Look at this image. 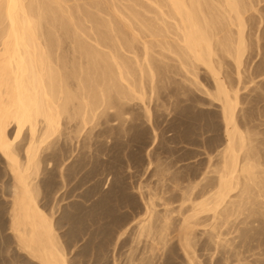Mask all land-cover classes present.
Returning a JSON list of instances; mask_svg holds the SVG:
<instances>
[{"label":"bare ground","instance_id":"obj_1","mask_svg":"<svg viewBox=\"0 0 264 264\" xmlns=\"http://www.w3.org/2000/svg\"><path fill=\"white\" fill-rule=\"evenodd\" d=\"M258 2L0 0V155L9 174L10 229L33 264L70 261L41 199L53 186L51 178L42 179L43 171L67 164L71 156L49 160L42 154L51 150L49 156L57 157L54 136L64 121L75 122L80 132L110 109L122 118L128 102L143 101L142 76L153 78V61L185 72L195 85L201 68L211 78L210 97L219 103L224 129L219 159L204 182L177 187L181 205L174 207L161 192L145 199L143 218L121 234L130 231L121 245L124 253L119 254L118 242L110 250L105 240L95 245L91 240L71 262L120 264L125 255L124 264H264V129L256 112L257 103L264 102V82L250 79L244 96L234 85L247 77L246 53L262 36ZM228 59L235 74L225 70ZM263 64L264 57L258 66ZM197 97L190 93L172 104ZM80 166L76 162L68 174ZM157 171L165 172L161 164ZM198 186L207 190L195 199ZM112 195L92 213L105 212ZM75 217L66 211L62 219Z\"/></svg>","mask_w":264,"mask_h":264},{"label":"rangeland","instance_id":"obj_2","mask_svg":"<svg viewBox=\"0 0 264 264\" xmlns=\"http://www.w3.org/2000/svg\"><path fill=\"white\" fill-rule=\"evenodd\" d=\"M256 8L262 36L258 45L246 53L247 77L243 83H234L241 96L249 92L253 83L264 82V64L258 66L264 57V0H259ZM153 67V78L142 76L144 100L135 98L128 102L122 118L115 116L114 109H110L108 115L95 118L80 132H76L75 122L64 121L54 136L59 138L57 157L49 156L52 155L51 150L42 154L49 160L71 156L67 164L53 171H43L42 179L51 178L53 186L49 197L41 199L46 212L53 215L69 264H73V256L91 240L94 245L105 240L110 250L118 242L119 254L124 253L127 248L121 245L130 231L123 236L121 234L127 226L143 218L145 199L152 193L161 192L164 198L173 202L174 207L181 205L183 196L177 187L187 189L204 182L205 177L212 175L209 171L219 159L224 129L219 103L210 97L213 94L211 78L201 68L198 70L199 84L195 85L190 82L192 76L183 71L174 73L155 61ZM225 70L235 74L231 59L227 60ZM252 78L253 83L250 82ZM190 93H196L198 97L183 100L174 107L172 103L175 100ZM256 112L257 122L262 124L259 128L264 129V102L257 103ZM136 122L141 124L122 134L108 135ZM103 136L106 137L90 149L82 150L83 146ZM78 161L81 166L69 175V167ZM158 164L165 170L162 175L157 171ZM8 181V170L0 155V264H33L17 248L10 229ZM206 190L198 186L193 197L200 199ZM111 192L114 195L106 211L92 213L97 209V203ZM185 205L189 207L190 203ZM66 211L77 215L76 219H62ZM114 218L120 220L114 222ZM107 227H110L109 235L105 238L103 231ZM124 256L120 264H124Z\"/></svg>","mask_w":264,"mask_h":264}]
</instances>
